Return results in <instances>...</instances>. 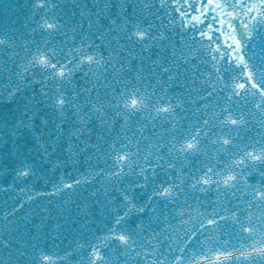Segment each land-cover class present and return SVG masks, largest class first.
<instances>
[{
    "label": "snow or ice",
    "instance_id": "1",
    "mask_svg": "<svg viewBox=\"0 0 264 264\" xmlns=\"http://www.w3.org/2000/svg\"><path fill=\"white\" fill-rule=\"evenodd\" d=\"M125 2L126 0H119L116 5L121 12L125 10ZM159 3L161 7L172 8V12L166 13L170 35L159 24L157 12L151 10V0H141L139 10L133 4L128 16L117 17L121 21L117 27L122 30V35L117 34L112 39L125 51H128L127 44L139 45L141 60L145 59L142 55L145 50L158 48L156 58L151 60V67L155 69L158 66L166 74L167 81L179 83L182 75L190 73V77L183 82L194 85L195 77L200 76L201 83L212 88L211 92H206L207 96H212L217 90H227L225 103L211 106L212 110L206 112L208 119L197 120L190 126V130L173 123L168 130L171 135L166 141L164 136L157 135L153 142L144 146L143 151L141 141L149 140L144 135L146 125L143 124H137L139 137L136 133H132L131 138L127 134L110 138L101 134L97 137L98 143H90V137L83 140L79 151L85 152L89 147L94 149L97 165L103 161L107 170L90 166L86 174L78 173L79 180L72 178L70 183H66L65 176L61 175L60 184L53 183L52 190L56 193L73 191L74 186L86 185L96 176L113 178V189L122 199L119 208L112 209L116 213L112 219V227L108 228L104 236L93 237L95 243L75 240L63 248L54 242L48 248L34 246L21 250L22 245L12 242L14 238L10 234L8 239L0 236V264H264V138L244 144L237 142L240 138L239 130L246 128L252 119L250 115L246 118L242 104L237 106L238 98L248 96L251 89L253 97L259 98L254 107L264 114V59L257 62L256 53L251 52L248 47L252 39L264 36V0H170V5H166L165 0H159ZM115 4L116 0H103L99 11L110 9ZM57 7L55 0H33L32 15L39 16V20L35 21L36 28L49 37L60 33L64 39L58 45L44 41L43 46L32 41L35 47L25 52L19 71L15 73L18 81L24 84L29 83V74L33 80L39 74L55 91L48 87V83H41L44 104L33 96L21 105L22 115L29 111L32 115L26 116L27 123L25 120H17L11 124V129L14 130L12 134L20 135L19 127H24L32 129L34 136L44 135L37 132L33 124V118L43 106L52 108L59 117H64L71 110L80 125L72 130L76 137L84 131H91L87 126L93 120L98 121L102 127L107 125L109 129H114L119 119L121 132H126L129 124L141 114L146 118L164 116L172 120L183 102L178 95L170 94L164 89L165 80L157 76L156 84L160 86V92H157L149 79L155 73L145 75L142 66L133 69L128 61L127 67L134 73L133 77L123 79L122 70L125 65L120 64L116 69L118 76H113L112 83L109 84L105 73L115 67L116 61L112 60L114 50L110 49L106 57L88 36H81L76 42L75 33L78 28H82L80 22L71 27L73 35L67 36L65 33L69 29L64 19L55 13ZM86 14L91 15L87 10L80 12L82 18ZM173 14L179 19H174ZM117 19H110V25H117ZM87 23L88 28L92 29L93 20L88 19ZM176 28L184 34L177 32ZM30 30L34 32L36 29ZM106 30L110 33L113 28ZM69 39L73 44L65 47ZM98 39L104 41L105 37L100 35ZM121 39L126 43L121 44ZM3 45L14 47L7 32H0V46ZM132 55L129 51V56ZM203 56L208 57L215 75L213 72L197 70L193 60L205 63ZM230 66H236L235 71L239 75H233ZM84 69L96 79L91 83V88L77 89L73 84L74 73ZM101 78L104 80L103 84L100 82ZM69 84L73 86L66 88ZM100 87L106 89L103 102L99 96H91V92L98 91ZM20 91L17 83L6 90L5 94L8 99H12ZM193 91L196 89L193 88ZM5 94H0V98ZM247 103L244 100V104ZM203 107L207 109L209 106ZM12 116L15 120V113ZM41 123L47 126L48 121L41 118ZM4 127H9L7 121H4ZM212 128L219 130V135L212 133L216 138L209 141L214 156L208 157L209 163L197 161L199 168L189 165L185 171L184 165L188 164V157L207 154L208 148L204 140ZM52 132L56 133V137L49 144L55 152L58 147L56 141L63 128L57 124ZM233 132L236 134L233 135ZM48 134L51 135V132ZM101 145L107 146L106 151H101ZM41 147L43 158L48 157L50 152L43 141ZM67 150L72 157L79 154L73 150L70 137ZM221 154L226 159H221ZM88 159L91 160L92 157L89 156ZM181 159L184 164L177 167V161ZM108 160H111L110 165ZM63 163L57 161V165ZM35 167V163H27V156L21 155L19 166L10 170L15 173V179H22L34 176ZM252 172L259 174L260 181H250ZM127 176L134 179L126 187L115 188V182L122 181ZM9 187H14V184ZM137 188L149 190L147 199L139 200L136 197ZM209 191L223 193L226 197L235 199V211L222 209L226 214L221 215L215 209L200 212L197 208L195 211L199 219L188 227L194 211L188 203L189 193L199 206L202 202L195 199L196 194ZM104 193L109 203L115 200V197L108 196L107 188ZM89 195L94 196L96 192H90ZM165 211L167 215L164 214ZM145 212L148 213L147 217L140 219L139 223H128L127 218L133 213ZM173 212L175 216L172 215ZM9 215L12 212L4 213L3 218L7 220ZM185 216L188 217L187 220L184 219ZM177 217L182 228V238L179 234L164 235L165 229L169 233L174 231L167 220ZM153 218L163 220L164 229L152 231L150 226ZM6 231L10 233L11 229ZM56 238H59L58 234ZM164 240H179V243H169L164 249ZM110 244L114 246L109 247Z\"/></svg>",
    "mask_w": 264,
    "mask_h": 264
},
{
    "label": "water",
    "instance_id": "2",
    "mask_svg": "<svg viewBox=\"0 0 264 264\" xmlns=\"http://www.w3.org/2000/svg\"><path fill=\"white\" fill-rule=\"evenodd\" d=\"M58 7L54 10L55 13L64 19L68 27V31L65 33L71 37L73 33L70 31L71 27L80 22L82 28H78L75 36L76 42L79 41L81 36H88L89 39L93 40L96 45L100 47L101 52L107 57L109 50H114L113 61H116L115 67L110 68L105 76L108 77L107 82L112 83V77L118 76L116 71L120 64H124L123 79L127 80L133 77L134 73L127 67V62L130 61L133 69L139 67L144 68V74L148 75L149 72H154L155 75L149 76L153 88L160 92V86L156 84V78L159 76L160 79L165 80L163 85L164 89L170 94H176L179 99L183 102L181 107L177 108L175 116L172 120L167 117H152L146 118L144 114L134 118L133 123L129 124L126 132H121L120 121L117 120L114 129H109L107 125L100 126L99 122L93 120L88 123V129L91 131H84L79 137L73 136V128H79V123L76 122V117L72 115V111H68L64 117H59V114L52 108L43 106L41 111L33 118L34 128L37 132H42L44 135L39 137L32 135V129H26L19 127L20 135L12 134L14 130L11 129V124L16 123L17 120H25L27 123L26 116H31L32 112L29 111L22 115L23 109L20 107L25 104L28 99L33 96L37 100L42 101L41 83H48L42 80V77L38 74L36 79L33 80L31 74L28 75L27 79L29 83L24 84L19 82L15 73L19 71V65L23 62L22 57L25 52L35 47L32 41L36 44L43 46L44 41H50L52 44H59L64 37L60 33H54L51 37L47 33L36 28L35 21L39 20V16L32 15V3L33 0H0V32H7L12 38L14 47L9 45L0 46V94H5L6 90H10L13 84H19L21 89L20 92L16 93L12 99H8L6 94L3 98H0V236L4 239L9 238V234L14 238L12 242L22 245V249L28 247H51L55 242L60 247L70 245L75 240H84L95 243L93 237H102L107 233L108 228L112 227V219L116 215L112 209L119 208L120 200L122 197L119 193L113 189V178L107 176H96L93 181H90L86 185L75 187L73 191H61L59 193L53 192L52 184H60L59 177L65 176V182L70 183L72 178L77 180L80 179L78 173L86 174L87 169L90 166H98L99 168H106V165L101 161L97 165V161L93 153L94 149L88 148L85 152H80L82 147V141L91 138L90 143H98L97 137L103 134L105 137H113L115 135H129L131 138L132 133H136L139 137V129L137 124L146 125L144 129V135L149 137L148 141H141V150L146 144H150L156 139L157 135L164 136L165 141L170 137L171 133L168 132L173 123L178 124L179 127L190 130V126L197 120L208 119L206 112L212 110L211 106L216 104L223 105L225 103V96L227 90H217L212 96H207L206 92H211L212 88L206 84H202V77H195L196 83L193 85L190 82L185 84L183 81L190 77L189 74L182 75L181 81L169 82L166 80V74H163L160 68L157 66L155 69L151 67V60L156 58L159 52L158 48L153 47L151 50H145L141 60L139 45L135 43L127 44L128 51L117 46L116 42L112 39L117 34L122 35V30L118 29V25L121 23L118 16H128L132 11V5L134 4L136 9H140L141 0H126L125 10L120 11L118 5L119 0H116V4L104 11H99L102 6L103 0H55ZM166 5H170V0H165ZM153 12H157L159 16V24L163 25V28L167 31V34H171L169 30V18L166 13L172 12L171 6L161 7L159 0H151ZM87 10V15L82 18L80 12ZM159 10V11H157ZM131 18V17H129ZM174 19H179L178 16L173 14ZM88 19L93 20L94 26L92 29L88 28ZM110 19H117V25H110ZM156 22L155 20L153 21ZM102 26V27H101ZM112 27L113 31L108 32L106 29ZM30 29H36L34 32ZM177 32H180L179 28H176ZM100 35L105 37L104 41L98 39ZM121 44L126 42L121 39ZM179 43V41H177ZM73 41L69 39L65 47H71ZM253 45L255 47H253ZM249 50L255 52L259 59H264L262 49H264V36L252 39L249 42ZM129 51L133 53L129 56ZM13 52L16 55H11ZM171 59V57H169ZM205 63L193 60V63L197 65L199 72H213L208 57L203 56ZM167 66V64H165ZM233 69V75H239L235 71L236 66H230ZM213 75L215 73L213 72ZM96 79L87 69L83 71L77 70L74 73L73 84L78 88L86 87L91 88V83ZM101 84L104 83L101 78ZM230 83V81H227ZM73 85H66V88H71ZM115 87V85H113ZM48 87L52 88V85L48 83ZM193 88L196 91H193ZM55 91L54 88H52ZM106 89L100 87L99 90H93L91 92L92 97L99 96L101 102L104 101ZM191 97V98H189ZM203 97V99H202ZM244 100L248 103L244 104ZM259 102V98L253 97L251 89H249V95L238 98L237 106L243 105L242 111L246 114V118L250 115L252 119L249 120V124L246 128L239 130L238 143L244 144L251 141L260 140L264 138V114L254 107L255 103ZM44 102L42 101V105ZM208 105L205 109L203 106ZM15 113V120L12 114ZM111 115V113H109ZM41 118L48 121L47 126L41 123ZM107 119V117H106ZM4 121L9 123V127H4ZM60 124L63 128V132L60 133V138L56 141L58 147L55 152L52 151L49 141L56 137V133L52 132V129L56 128V125ZM51 132V135L48 133ZM216 133L219 135L218 128H212L209 136L205 138L204 144L208 148L206 155L198 154L195 157H188V164L184 165V170H188V166L199 168L200 164L197 161L203 163H209L208 157L214 156L212 151V145L209 143L210 140H214L216 137L212 135ZM233 135L236 133L233 132ZM69 137L73 142V150L79 153L77 156L72 157L68 154L67 145ZM41 141L48 146L50 155L43 158V149L41 147ZM107 146L101 145V151H106ZM21 155L27 156V163H35V175H30L26 178L15 179V173L10 169L18 167ZM92 159L89 160L88 157ZM221 159H226L221 154ZM57 161L64 162L62 165H57ZM214 162V160H213ZM108 164H111V160H108ZM184 164V161L178 160L177 167ZM54 165H57L54 168ZM210 166V165H209ZM107 170V168H106ZM134 177H124L122 181L115 182V188L126 187V185L132 181ZM250 181L256 183L260 181V176L256 172H252L249 177ZM141 181H137L140 183ZM14 187H9L13 185ZM108 189V196L115 197L111 203L105 198L104 189ZM20 189L25 191L21 192ZM35 193H41L37 196ZM90 192H96V195L90 196ZM149 190L148 189H135V195L139 200L147 199ZM26 197H32L26 199ZM202 203L198 206L189 193L188 203L192 206L194 211L192 212V221L188 227H191L192 223H195L199 217L196 216L197 208L200 212H211L213 209L219 211L221 215L226 213L222 209L229 211H235L236 200L231 197H226L223 193L217 194L215 191H209L207 193H197L196 198ZM21 205V206H17ZM167 206H165L166 208ZM242 207V205H241ZM13 208L15 211L13 212ZM12 212L7 220L3 218L4 213ZM122 215V212L120 213ZM167 215V212L164 213ZM148 215L145 213H133L127 218L129 224L139 223L140 219L146 218ZM175 216V213H172ZM188 219L187 216L184 217ZM87 221V223H86ZM11 222V223H9ZM164 221L153 218L151 229L154 232H159L164 229ZM167 223L173 228V232L169 233L164 230V235L174 236L179 234L182 238V228L179 225V217L176 219L169 218ZM11 229V232L6 230ZM238 232V230H236ZM57 234L59 238L57 237ZM163 240V237H161ZM164 249L167 248L169 243L173 245L179 243V240H164ZM233 243H235V234L233 235ZM110 244L109 247H113Z\"/></svg>",
    "mask_w": 264,
    "mask_h": 264
}]
</instances>
